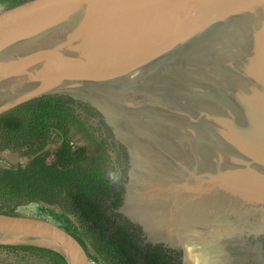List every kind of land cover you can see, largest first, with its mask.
<instances>
[{"label": "water", "instance_id": "95a60500", "mask_svg": "<svg viewBox=\"0 0 264 264\" xmlns=\"http://www.w3.org/2000/svg\"><path fill=\"white\" fill-rule=\"evenodd\" d=\"M45 96L89 105L125 147L117 212L146 242L180 264H264V0L0 7V116ZM6 246L89 264L42 218L0 213Z\"/></svg>", "mask_w": 264, "mask_h": 264}, {"label": "trees", "instance_id": "16d2710c", "mask_svg": "<svg viewBox=\"0 0 264 264\" xmlns=\"http://www.w3.org/2000/svg\"><path fill=\"white\" fill-rule=\"evenodd\" d=\"M28 0H0L8 8ZM63 97L45 96L24 103L0 116V151L12 149L34 155L25 165L0 167V213L18 215L17 209L35 204L39 218L52 221L72 235L89 260L102 264H176L157 247L141 246L125 223L117 224L106 210L100 181L79 170V158L70 151L67 121L71 120ZM55 131L61 146L47 164V153H38ZM24 148V149H23ZM46 205V206H45ZM56 206L57 208H50ZM14 256V264H67L58 252L31 246L0 247ZM151 250L153 251L151 253ZM178 264V262H177Z\"/></svg>", "mask_w": 264, "mask_h": 264}, {"label": "flooded vegetation", "instance_id": "af4514ba", "mask_svg": "<svg viewBox=\"0 0 264 264\" xmlns=\"http://www.w3.org/2000/svg\"><path fill=\"white\" fill-rule=\"evenodd\" d=\"M8 4V2L0 3V7H7ZM64 102L72 117L71 120L67 121L69 149L73 152L75 158H79V165H77L79 170L82 174L88 175L89 179L95 180L98 177L100 181L99 188L104 191L105 204L109 205L112 201L119 203L118 207L112 212L107 209L106 214H111L117 224L125 223L128 230L135 234L139 245L157 247L166 258H174L176 264L177 262L180 264L178 260L180 253L178 251L164 247L161 244L146 242L141 229L117 212L122 204L123 185L128 178V157L125 147L115 139L111 129L99 112L80 101L66 98ZM56 134L55 131L50 130L48 133L49 143L37 152V154L47 153V164L55 159V153L61 146V141ZM5 155H12L17 160L8 159L7 161L5 159L4 164H0V167L5 165L15 166L18 163L25 165L34 156H22L18 151L10 148L0 151V159H4ZM52 208L56 209L57 207L53 206Z\"/></svg>", "mask_w": 264, "mask_h": 264}, {"label": "rangeland", "instance_id": "374dc122", "mask_svg": "<svg viewBox=\"0 0 264 264\" xmlns=\"http://www.w3.org/2000/svg\"><path fill=\"white\" fill-rule=\"evenodd\" d=\"M4 162H5L4 160L0 159L1 165H3ZM17 213L18 215H23V216H28V217H36V218L40 217L37 212L36 205L30 204V203L20 206L17 209ZM11 258H15V257L9 254L6 250L0 249V264H14L15 261L14 259H11ZM89 264H102V263L101 262L96 263V262L89 260Z\"/></svg>", "mask_w": 264, "mask_h": 264}]
</instances>
